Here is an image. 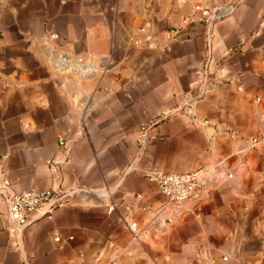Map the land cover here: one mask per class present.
I'll list each match as a JSON object with an SVG mask.
<instances>
[{"label":"crops","instance_id":"0c3cea01","mask_svg":"<svg viewBox=\"0 0 264 264\" xmlns=\"http://www.w3.org/2000/svg\"><path fill=\"white\" fill-rule=\"evenodd\" d=\"M31 189L72 194L19 231ZM0 264H264V0H0Z\"/></svg>","mask_w":264,"mask_h":264},{"label":"built area","instance_id":"2783aa9c","mask_svg":"<svg viewBox=\"0 0 264 264\" xmlns=\"http://www.w3.org/2000/svg\"><path fill=\"white\" fill-rule=\"evenodd\" d=\"M56 38L57 35H51V39ZM207 65L208 59L204 65L203 77H205L206 80ZM163 120V118H160L149 125L142 127L139 131V142L144 144L148 131ZM57 145L60 148H64L66 142L64 140H58ZM49 170L52 175H55L57 173V164L50 163ZM144 177L147 181L156 186L159 194L175 211L180 210L187 202L199 200L205 185L200 170L188 173H177L159 167H152L145 171ZM71 194L72 192L61 194L57 189H51L48 191L31 189L20 193L6 194L3 198L7 203L9 218L14 227L18 229L27 224L34 217H37V219L32 223L50 217L52 210L65 203ZM112 209L113 206L108 208L110 211ZM55 240L58 241L59 239L55 238Z\"/></svg>","mask_w":264,"mask_h":264},{"label":"water","instance_id":"95a60500","mask_svg":"<svg viewBox=\"0 0 264 264\" xmlns=\"http://www.w3.org/2000/svg\"><path fill=\"white\" fill-rule=\"evenodd\" d=\"M178 110V109H177ZM37 219V217H34L31 219V221H29L27 224L23 225L22 227L18 228V230H22L24 228H26L27 226H29L33 221H35Z\"/></svg>","mask_w":264,"mask_h":264}]
</instances>
